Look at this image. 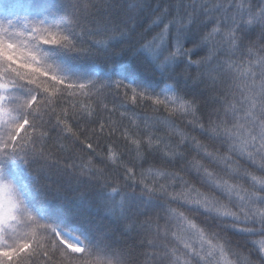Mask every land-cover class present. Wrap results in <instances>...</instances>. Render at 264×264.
<instances>
[{
  "label": "snow or ice",
  "instance_id": "6c2138e0",
  "mask_svg": "<svg viewBox=\"0 0 264 264\" xmlns=\"http://www.w3.org/2000/svg\"><path fill=\"white\" fill-rule=\"evenodd\" d=\"M0 264H264V0H0Z\"/></svg>",
  "mask_w": 264,
  "mask_h": 264
}]
</instances>
